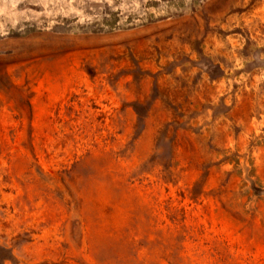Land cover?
<instances>
[{
	"label": "rangeland",
	"instance_id": "1",
	"mask_svg": "<svg viewBox=\"0 0 264 264\" xmlns=\"http://www.w3.org/2000/svg\"><path fill=\"white\" fill-rule=\"evenodd\" d=\"M0 264H264V0H0Z\"/></svg>",
	"mask_w": 264,
	"mask_h": 264
}]
</instances>
